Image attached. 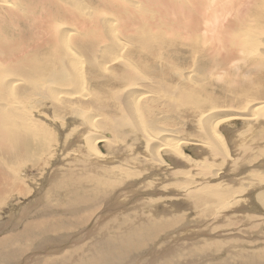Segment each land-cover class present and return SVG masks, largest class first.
Here are the masks:
<instances>
[{
	"label": "rangeland",
	"instance_id": "1",
	"mask_svg": "<svg viewBox=\"0 0 264 264\" xmlns=\"http://www.w3.org/2000/svg\"><path fill=\"white\" fill-rule=\"evenodd\" d=\"M7 1H10V0H7ZM43 1H45V0L39 1L41 4L38 3V0L37 1L36 0H32V1H30V0H17L16 2L18 4L14 3L12 1V3L14 4V8H15L14 11L19 10L18 9L19 6H20L19 8L22 9V10H19L17 13L12 11V12H14L12 14V12H11L10 16H11L12 20H11L10 16L7 15L6 12L4 13L3 10H0V14L2 15V16L0 15V17L2 18V19L0 18V28H1L0 29V34H1L0 38H2V39H0V51H3L5 53V55L0 54V56L4 57V58L13 57L14 55L18 56V58L22 56L21 58H19L17 60L18 64L20 65V67H18V70L16 69L17 67L14 66L15 67L14 68L12 66L10 68L11 72L9 69L6 68L7 72H10V73L7 74L6 72H4L6 74H3L2 71H5V68H4V70L1 68L2 71L0 73L2 75H4L5 79L6 78L9 79V80H7L8 83L11 80H13L14 78H16L18 75L19 79H21L20 84L24 81V83H22V84L27 87L28 84H30V82L27 81L25 83V81L27 79H25L26 77L24 78V75L25 76L27 75L28 77H29V75H32L33 80H39L40 78L48 77L52 73H54L55 65L58 64L57 61L61 60L62 57L65 56L66 54L67 55L65 56V58H67V59H65L63 57V59L61 61H65V62H63L65 67H67L70 62L73 63V64L70 63L71 64L70 66L72 68H74V69H72V72H71L73 74V76H74V74H76L75 76H78L80 70H82V72H83L84 69H82V68L84 66V57L85 56L80 55L76 51H74L75 49H73V46L70 42L72 40L71 37H73L72 36L73 33L68 32L69 30L73 29L72 27H74V28L76 27L75 24H79L80 22L72 20V19L69 20L67 17H65L64 12L60 9V7L58 5L59 1H60L59 3H64L66 6H68V8L71 9L70 12L73 15H75L76 17L84 18V16L85 17L87 16V15H85L86 13L89 16V12H90V15H94V14L96 15L95 25L99 24L98 26H99V28H101L95 32L97 34H100V36H99L100 39L98 37L96 43L99 44L98 42L100 40L101 44H99V45L102 46V42H103L105 44L103 46L105 48L107 46V48H108V49H105L103 47L104 49H102V47L100 46V48H99L100 52H97L98 53L97 54V58H98L97 60H98V62L100 61L99 62V65H100L99 69L100 70H97V74L102 75L103 73H105L106 75L103 74V76H107L108 70L113 72V73H117V74L119 73L118 69H112V67L115 66L113 61L112 62H109V61L113 58H117V57L121 58L122 56H126V54L128 53L127 50L126 49L125 50H119L116 45H118L117 44V43H119L118 41H120V43H122V42L125 43L126 41H130V40H128V39H130V37L126 35L125 37H123L125 39H123L120 32L117 31V30H119L116 27V24H118V22L116 23L115 19H116V16H118V14L115 15V12L110 7H104V6L101 7L100 4L98 2H96L95 0H93L94 2L92 0H88V1L87 0H54V6H50V7H48L49 3L45 4V2H43ZM139 1L140 2L142 1V2L139 4ZM150 1L151 0H149V2ZM169 1H170V4L173 5L176 0H169ZM152 2H154V1H152ZM8 3H10V2H8ZM96 3H98V4H96ZM126 3H127V5H126ZM150 3H148V0L147 1L146 0H134V1L133 0L132 1L120 0V2H118L117 4H119V6H121V7L124 6L125 8H128L129 10H131L130 13H133L134 17L139 19V26H136L137 27L136 30H143L144 29L143 26L145 25V23L148 22V24H150V21H156V18L165 19V17H166L162 13H160V12L158 13L156 11V9L153 10L154 7L150 6ZM31 5H33L32 6L33 8L31 7ZM43 5H45V6L41 9V7ZM24 6H25V8H24ZM28 6L31 8H29ZM92 6H94V7H92ZM146 6L147 7L150 6V8H147ZM75 7H77V8H75ZM23 8H24V11H23ZM46 8H47V11L45 10ZM88 8H89V10H88ZM256 8H257V10H259V8H264L263 4H258L254 8L253 13L255 12L256 19L263 20L261 22H262V24H264V13L255 11ZM90 9L92 11H90ZM42 10H43V12H41ZM219 10H220V8L217 7L215 9V12L217 13V12H219ZM21 11H22V13L20 15L19 13ZM76 11H78V12H76ZM84 11H85V14H84ZM24 12H26L27 15ZM2 13L6 14V15L4 16V14H2ZM15 13H16V18L13 19V16L15 15ZM29 13L31 14L30 16H29ZM44 13L45 14L47 13V15H45ZM52 13H53V16H52ZM24 14L26 16H24ZM48 15H50V16H48ZM233 16L234 15L229 14V16L221 18L220 22L226 23L229 20V18H231ZM17 17H18V19H17ZM23 17H25V19H28V20L30 19V21L26 20L27 21L26 22ZM44 17L45 18L48 17V19H45ZM4 18L7 21L9 20L8 21L9 23L6 22V20ZM19 18H22V19H19ZM16 19H17V21H16ZM31 19L33 21H31ZM1 20L5 21V22H1ZM10 20L13 22H10ZM42 20H43V22L45 20V23H47V22L49 24L51 23L50 25L47 23L49 25V27L47 24H46L47 26H45V23H42ZM97 20H100V21H98L100 23H98ZM112 21H114V22H112ZM20 22H21V24H20ZM25 22H26V24H24ZM29 22L33 26H31ZM34 22H35V26H37V28L34 26ZM36 22H38V23H36ZM103 22H107V23L104 24ZM10 23H13L14 25L10 24ZM17 23H18V25H17ZM250 23H253V22H246L244 24L248 25ZM103 26L106 27V29L109 27V34L105 33L106 30L105 31L102 30ZM38 27H40V28H38ZM115 27L117 30H116V33H113L111 30ZM41 28L43 30L40 31ZM49 28H50L51 32L49 31ZM78 29L81 30L80 27H78ZM5 31H6V33H5ZM10 31H12V32H10ZM35 31L37 32L38 37H36V35H37L36 33L33 34L34 36L32 35V33ZM45 31H48V32L45 33ZM38 32H40L41 34ZM153 32L155 34L151 38L147 37L146 32L142 33V34H134L131 37V42L134 43L135 45H137V47L139 49L146 52L147 58L153 62V66H154V68L151 72L149 70H147V69H150L151 67H153L152 62L145 60V58L143 60L144 56L141 57V60H143L142 62L147 64L146 66L144 65L145 67L141 66V65H140L141 67L140 66L138 67L139 68L138 69L139 77L140 76L142 77V79L141 78L139 79L138 83L139 82H143V83H140L138 85V87L140 86L138 89L139 91H137V92L133 91V92H136V94H138V93H140V90L146 89V90L152 91L156 95V97H153L155 95H153V96L151 95L148 97L146 96V99L144 97H142V100H141L142 104H140L141 108H142V106L143 107L145 106L146 109H148V108L154 109V107L157 106L155 108L156 111H155V109L153 110V113H155V115L151 114V115H149L150 117L147 116L145 119L146 123L152 121L150 123V125H148V123H147V125L149 126L148 129L150 132L155 133L157 131V129L159 128L158 129L160 131L159 133H161V137H163V138L168 137L169 135L172 136L171 135V133H172L173 136L168 137L169 139L170 138L171 139H173V138L178 139L179 136H180L179 138L181 139L183 136V139L192 140L191 141L192 143L186 144L184 146L186 148H184V149H186V151L192 152V148L195 147L194 153L196 154V156L199 157L201 154H203V155H201V158L200 157L199 158L202 159L203 161L205 160L206 162H208L212 165L213 160L217 159V157L210 154L209 151L207 150V148L202 147L201 146L202 144H199V142L197 140L196 141L198 143L193 140V139H199V138L203 139L204 135L208 136L206 133V130H205V126L203 124H199L200 123L199 121H201L200 120V113L201 112H195L194 114L189 115L187 113L184 114L183 113L184 109H183V110L178 112L179 114H177L175 112L177 114V115H175V113L168 112V110L164 111V108H166V109H168V108L164 104L161 96L158 97L159 95H161L163 93L162 91H164L162 89V87H160L161 89H159V85H161L162 82H163V84L167 85L166 88H170L171 90H173L172 92L175 95V94H177L176 93L177 91L178 92L181 91V88H178L179 86H177L178 83H179V85H181V83H182V79L178 74H181V73H182V75L186 74V75H188V77H190V75H191L192 79H193V74H194L193 72H195V70H193V64H192V62L190 63V61L192 60L193 62H197V61H195L196 58L194 57V59H193V57H192L190 60L189 57L187 56V54H184V52H183V55L185 56L184 60L182 59L181 56L178 57V55H175V54H173V56L167 54L166 50H165V52H162V54H161L160 48L157 47L155 42L163 40L165 38L158 35L156 33V30H153ZM49 33H52V34H49ZM112 33H113V35H112ZM194 33H200V32L196 31ZM62 34H65V36ZM84 34L85 33H82L81 35H84ZM104 34L108 35V36H106V38H108V39L105 38ZM101 36H102V38H105L107 40V43H105L106 42L105 39H104L105 41H103ZM29 37H31V38H29ZM68 37H69V39H68ZM250 37L251 36H250V34H248V29H247L245 45L247 42V45L251 48L252 44H250V42H249ZM3 38L6 40H4ZM109 41H110V43H109ZM70 44L72 47L69 46ZM65 45H67V47L69 46L68 48H71V49H68L67 47H65ZM128 46L129 47L131 46V49L133 50V45H131V43L128 42ZM246 48H247V46H246ZM65 49L66 50L68 49L70 51V53H68L69 51H66ZM62 50L65 53V55L62 52ZM128 50H130V49H128ZM73 51H74V53L71 54V52H73ZM137 53H138V51L136 49H134V51L129 53L131 55V56L130 55L129 56L131 57L132 61H134V60L136 62L139 61V60H137V56H139ZM59 54L62 55L61 58H60ZM68 55L70 57H72L69 60H68V58H69ZM106 55L109 56V60H108ZM134 55H135L136 59H134L135 58V57H133ZM158 55H160L161 58L157 60L156 57ZM76 56H78V57H76ZM57 57L59 58V60H57ZM104 57H105V59H104ZM26 59H28V60H26ZM74 59H75V61H74ZM185 59L186 60L188 59L189 61L186 62ZM28 61H30V62H28ZM25 62L26 63L28 62L27 63L28 65ZM78 62L82 66L81 69H76L77 66L79 65ZM147 62H149V63H147ZM74 63L75 64L77 63L76 66ZM66 64H67V66H66ZM101 64L103 66H101ZM164 64H166V65H164ZM238 64H240V65H238ZM236 65H238V66L245 65V68L243 69L244 72L241 73V75H245V76H248V74L251 75L252 70L255 68V73L253 74L254 76H251L253 78H250V79L253 81V83L255 82V84L257 86L255 85L252 88H250L249 85L251 84V82L246 81V82L242 83L241 85H239L238 90L235 88L236 90L233 91L232 88L229 90H228V88H225L227 90L226 91V90H224V88H216V85L227 86L229 77L223 76L221 78V76H219L217 78L214 75H211V82H210L211 86L206 87V85H205V87H202V86L198 85V84H200V81H201L198 78L199 76L202 75L201 72H197V74L194 75L195 81L194 80H192V81H194L198 84H195V83H192V84L196 85V87H199V88H206V93L208 95L212 94L214 100H215V98L217 99L216 102L219 103V105H216L218 103L215 102V107H217V111L223 110L222 112H226L228 110H231L232 112H237V111L241 110L242 112L245 113V112H247L246 107H248L250 105V103H256V102L264 101V96H263L264 88L261 89L262 87H264V78H263L264 77V54L257 55L253 52L252 56L251 55L247 56V59L245 62L233 61L231 63V67L227 69L228 73H232L231 70L234 69ZM28 66H30V68H32V69H30ZM70 66H68L66 68L68 71V74L70 73L69 72ZM104 66H106V67L104 68ZM172 66L173 67L175 66L174 69L172 68ZM101 67H103V69ZM148 67H150V68H148ZM20 68L22 70H20ZM25 68H29V69H26L27 71H25ZM13 69H14V71H15V69L17 71L14 72V71H12ZM37 69H38V72L36 71L37 73H34L35 70H37ZM164 69H165V71H164ZM170 70H172V71H170ZM238 70L239 69H237V71ZM148 71H149V73H148ZM27 72H29V73H27ZM176 72H178V73H176ZM72 74H71V76H72ZM6 75H7V77H6ZM9 75L12 78L9 77ZM20 75H22V76H20ZM232 75L235 78V82H239L241 80L240 78H238L241 75H235V74H232ZM68 76L70 77L71 80H69V77H66L69 84L65 88L59 87L53 81H52V84H48V82L45 83L43 80L38 83V85H40L41 83L46 84L47 86H45V88L46 87L49 89L52 88L54 93H56V94H53V96L55 98H57L55 95L58 94V95H60L59 99L57 98V99H55V101H53V100L49 101V98L45 99V98H41L38 96L34 97V93H32L30 90L31 93L29 92V94L27 95L28 97L24 98L25 104L23 103V104L19 105L22 108L25 106L24 109H26L27 111H30L31 109H33L32 110L33 112L30 114L33 116L34 120H37L35 117H38V120L40 121V119L42 120V116H44V117H46L45 122H48L47 118L50 115L51 116L53 115L52 119H50V120L54 121L57 126L54 127V126H50L51 124H48L50 126V127H48V129H51V130L49 131L50 135L46 134V136H50V137L48 139H46L45 151L35 153V150L31 149L30 155L33 156V158L31 156H28L23 161L16 160V162L12 166H9L8 164L0 162L1 170L4 172L5 171L8 172L10 170H12V172L13 171L16 172V173L13 172V174H14L13 180H15L17 183L22 184L25 188L23 195L20 192L14 191V192L8 194V196L5 198V200L2 199V201L0 203V238L4 237L5 236L4 234L8 233L10 228L15 229L18 226L20 227V225L22 223L24 225L26 222H35V221H40V220L42 221L44 218L49 219L50 218L49 216H51V214L54 215V219L52 220L53 222H59L60 220H62V221L64 220L63 221V222H65L64 226L60 230H62V231L66 230L65 237H63L64 236L63 233L60 234V230H56L55 232H52V230H50L48 232H43L42 234L34 231L31 233V235H29L28 237L25 238L26 240L23 239L24 241L21 238H18L17 240H15L17 246H22V249L20 251H23V250L29 248V246H30L29 249L20 253V255H19V251H18L16 254L15 260H14L13 254H12L14 252H12L10 254L12 260H9L5 257H0V263H2V264H22L23 263L24 264V262H25V264H29V262L32 261L31 264H37L38 262L42 263V262H40L39 258L42 259L44 257L45 261L50 260V263L48 262L49 264H57L56 262L55 263L52 262V259L54 261L55 258H56L55 259L56 261H59V262L64 261V263H61V264H92L93 260L97 261L101 257H105L104 264H138V263L139 264H248L250 261H254V260L257 261L256 264H264V213H262V212H264V209H262V207L260 209L257 202L252 199V198H255L254 197L255 194L257 196V199H260L259 195H261V196L264 195V193H263L264 192V163H263L264 162V154L263 155L260 154V151L264 150V124H259V122L264 123V118L258 119V118H256V115H254L255 117L251 119V118L244 116L243 118L242 117L237 118V119H234L233 121L231 119L230 120L228 119V121L223 120V123H221V125L228 130V133L230 130L229 143L225 142L226 153L224 152V157L222 156V158L220 159L221 161H224V162L222 163V165L221 164L218 165V168L220 167V169H221L220 175H223L222 176V178L224 179L223 182L227 183L230 180L228 178L229 176L231 178L230 181H232V182L237 181V179L240 180L243 177L241 180L244 182L249 178L248 180L250 182L247 180L248 182H245L246 184H251L253 181V182H256L254 187L256 185H257V187H255V188L253 186L251 188L248 187L247 190L243 194H240V197L237 201L238 204L230 207L227 211H219L220 212L219 213L215 209V211H213L214 213L209 215L210 217H208L206 215V216H203V218L206 217L205 219H203V218L198 217L199 212L197 210H194V212H188L185 208H182L183 211L186 210L185 211L186 213H185L183 211H180L179 208H177V207H180L179 204L181 203L180 197L178 196V193H177L178 189H179L178 186L180 185V182H179L180 177H178V176H180V175H174L173 173H174V171H176V169L178 170L180 168V165L179 166L173 165L174 166L173 167L172 165H170L171 163L169 164V162H167V160H165L164 155H161V159H162L161 162L153 159V157H151V155L153 156V154L151 152L152 146L149 145L150 147L148 146L149 148L147 151L145 146L141 145L142 143L146 142L145 138H142V136L140 134H139L140 136L138 135L136 127L134 125L132 126V128L136 131V134L138 136L135 134L132 135L131 133H129L131 128L125 127V126H122L125 128H122L119 126L123 130L122 129H121L122 131L120 130V132L122 134H117V130H115L111 125V119L109 117H107V115L111 116V114L109 112L105 111L104 113H101L102 115H104V117L102 115H100L102 117H100L99 115L97 116L98 111L95 110L94 108H97V106H99V105L100 106H106L107 108H112V109L118 108V106L116 105V102L111 101L110 96L106 95V94L109 90L121 89L123 87L118 85V84L112 85L111 87L106 85L107 87L106 86L105 87L107 89L104 88L105 89L104 90L103 88L102 89L100 88L101 84H99V86H97L98 83H97V85L94 83L89 84L90 81L87 80L84 83L82 82L83 85L80 84V86L75 88L76 84H74V86L72 87L70 85V83L75 81L77 77L75 78V76L74 77L72 76L74 79L72 81V77L70 76V74ZM171 76H173V77H171ZM22 77L24 79H22ZM218 79H219V81H218ZM221 79H223V80H221ZM164 81L166 83H164ZM86 82H87V84H86ZM145 82L148 84V86L144 85ZM151 82H154V83H151ZM4 83H6V80L4 81ZM22 84H21V86H23ZM42 84H41V86H42ZM63 84H66V81H64ZM88 84H89V86H88ZM189 84H191V83H189ZM154 85H155V87H154ZM165 85H163V86H165ZM29 87H30V85H29ZM42 87H44V86H42ZM151 87H153V88H151ZM256 87L260 88L261 91H263V94L260 95V98H257L259 96V94L257 92H259L260 89L258 90ZM62 88H64L65 90ZM177 88H178V90H177ZM2 89H3V92H2ZM14 90L16 91L15 88H13V89L12 88L11 89L1 88L0 89V92H2V95L0 94V104L2 106L8 101L16 102L17 101L16 98L18 100H20V98L17 97L18 95L16 94V92ZM70 90L71 91L72 90H77V91L80 90L79 95L85 94V93H91L90 95H92L91 96L92 99H89L91 97L82 99L81 96H79V95L74 97V98H69L68 96L61 93V92L65 93V92H68ZM106 90H107V92H106ZM160 90H162V91H160ZM92 91H93V93H92ZM9 92H10V94H9ZM255 93H256V95H255ZM251 94H254V95H251ZM245 95H246V97H245ZM201 97L203 98V97H205V95H201ZM219 97H220V99H218ZM156 98H157V100H156ZM159 99L162 101H160ZM241 99H242V101H241ZM146 100H148L149 103ZM253 100H255V101H253ZM249 101H251V102H249ZM19 102H22V101L20 100ZM58 102L59 103L60 102H63V103H70L71 102L70 104H76V105H78V107L82 106L81 108H83L87 112V115L85 114L84 116L83 115L76 116L75 114H71L68 112L65 113V112L59 111L62 108L55 110V107H57L59 105ZM162 102H163V104H162ZM177 102H178V95L176 98V103ZM239 102L241 104H246V103L248 104V102H249V104L242 106ZM230 103H233V104L231 105ZM22 105H24V106H22ZM30 106H32V107H30ZM161 106L162 107L165 106V107H163L162 110H160ZM230 106H232L233 108H229ZM20 107H18V108L20 109ZM185 108L189 109L188 106ZM1 110H4V109H1ZM180 112H182L183 115H181ZM190 112H193V111L190 110ZM0 114H3V112L0 111ZM71 115H72V117H71ZM60 116H62V118H60ZM74 116H75V118H73ZM163 116H165L167 118H165ZM63 117L64 118L67 117V118L64 119ZM107 118H109L108 121H107ZM53 119H55V120H53ZM72 120H74V121H72ZM90 120H93V121L90 122ZM170 120H172V121H170ZM254 120L257 122H255ZM75 121H77V122H75ZM78 121H80V122H78ZM103 121L105 123H103ZM145 121L143 119H140V121H139V119L137 120V122H142L144 124H145ZM205 121H207V120H205ZM92 122L95 124H93ZM100 123H101V125H99ZM151 124H153V126ZM8 125H9L8 123L5 124L6 127ZM199 125H200V127H199ZM202 125H203L202 128L204 129V131L201 128ZM107 126H109V127H107ZM140 126H141V124H140ZM57 127H59V129L57 131H61L62 132L61 134L56 131ZM81 127H82V129H81ZM96 127H98V128H96ZM119 127H118V129H119ZM154 127L157 129L155 130ZM88 128L94 130V135L95 134L100 135V136L103 135L104 137L109 139L108 143L106 144V147L107 148L109 147V149H107V150H109V151L113 150L114 151L117 149V152L112 151L111 158L112 157L113 158L111 160L112 161L114 160V162L111 163L110 158H109L108 162H110V163L106 162V164H107L106 165L105 161H107V160H105V159L103 160L102 158H99L98 154L95 155V149H93V148H92V150L90 149L93 153L89 150V148H91L92 146H90L88 142L90 140L92 141L93 133H91V130ZM148 129H147V131H148ZM173 129H175L176 131H174ZM79 131H82L84 133H80ZM124 131H126V132H124ZM200 132H202V133H200ZM85 133H87V134L85 135ZM148 133H146V134H148ZM182 134H184V135H182ZM82 135L84 136L83 137L84 139L82 138ZM124 135H126V136L124 137ZM131 135H132V138L134 140V142H132V143H131V141H133V140L130 138ZM46 136H45V138H46ZM136 137H139V138L137 139ZM143 137H145V136L143 135ZM230 138H231V140H230ZM139 139L141 140V142ZM64 140L66 142H64ZM35 142H36V140H35ZM199 145L203 149H201V147ZM65 146H66V149H65ZM117 146H119V147H117ZM63 147H64V150H63ZM98 147H99V145H98ZM102 147H103V149L106 148L103 145H102ZM198 148H200V149H198ZM99 149H100V147H99ZM204 149L206 150L207 154L202 151ZM133 150L136 152H133ZM98 152H101V151L99 150ZM184 152L185 151H183V153ZM186 153H188V152H185V154ZM245 153L247 156L245 155ZM209 154H210V157H209ZM235 154L236 155L238 154V155L236 156ZM84 155H86V156H84ZM116 155H118V156H116ZM211 155H212V158H211ZM226 155L230 159L226 158ZM123 156H124V158H123ZM119 157L120 158L122 157V158L120 159ZM126 157H128V158H126ZM208 159H210V160H208ZM231 160H232V162H231ZM151 161H153V162H151ZM229 162H230V164H228ZM94 163H96V164H94ZM154 163H155V165H154ZM183 163L185 164V162H183ZM162 164H164V165H162ZM241 164H242V166H239ZM214 165H216V163H214ZM244 165H246L248 167L244 168L243 167ZM101 166H104L103 168L108 169V170H110L109 167H111V171H112V168L115 169V170H113V172L117 171V175L121 177L120 178L121 180L118 182L119 184L117 183L118 185H115L116 187L114 186V189L109 188V187L107 188L106 187L107 185H104L103 188L99 186L98 192H102V194H103L104 191H106V192L108 191V193L96 201L97 193L94 191V187H89L91 184L86 183V182L84 183V179L87 176L93 177L94 179L99 178V177H103V176H99L97 174V173H99V171H100L99 168H101ZM231 166L234 167L233 168L234 171L233 170L231 171L232 173L229 171V169L230 170L232 169ZM177 167H179V168H177ZM183 167L181 165V168L187 169L186 166H183ZM174 168H176V169H174ZM238 168L239 169L242 168V169L238 170ZM117 169H119V170H117ZM118 171L122 174L120 175ZM228 171H229V174L231 173L232 175H229ZM237 171H238V173H237ZM124 172H126V173H124ZM170 173H172L171 176H170ZM56 175L60 179L59 182L63 181V185L68 188V195L69 196H67V194L65 193V192H67L65 187H63V188L59 187L57 190L52 189L53 187H55L58 184V179L55 180V177H57ZM62 175H66V176H64L62 178L61 177ZM225 175L228 177H225ZM2 176H3V174H2V172H0V178ZM247 176H249V177H247ZM260 177L263 178V179H261V181L259 180ZM68 178L71 179L70 182H72V183H68ZM222 178L217 177L215 179L217 181H220ZM213 179L211 178V182H209V183H213L215 181V179H214V181H213ZM107 181L109 183L112 182L111 179H109ZM116 181H117V179L114 181V183H116ZM232 182H228L230 184H228V183L227 184L233 186L235 183L232 184ZM205 183H207V182H205ZM91 186H93V185H91ZM233 187L236 188L237 187L236 184ZM83 190H84V192H86L84 195L85 198L92 196V199H86L88 201H86L84 204H81V205L73 204V201H74L73 197L82 196ZM249 192H250V194H249ZM102 194L99 193V195H102ZM64 197L66 199L70 198V200H67L68 204H67V202L65 203V201H61L62 198H64ZM3 200H4V202H3ZM250 200L253 201V203H254L253 206L250 205V202H251ZM162 201H163V203H162ZM78 202L80 203V201H76V203H78ZM94 202H96V204H94ZM173 202L178 206L176 207L175 204L173 205ZM176 202H178V203H176ZM64 203L67 206L66 205L64 206ZM182 206L187 207L188 205H185V203L183 202ZM60 207H62V208L60 209ZM84 207H85V209H84ZM82 212H83V214L84 213L87 214V212L92 213V216H90L87 220L85 219L84 222L82 221L83 222L82 224H81V222H79V220L77 221L78 222L77 223L74 219L76 217L75 215L82 214ZM221 212H222V214H221ZM226 212H228L227 215H226ZM46 213H49L50 215L48 216ZM218 213L220 215H218ZM178 215H180V216H178ZM59 216H61V218ZM177 216H178V218H176ZM67 217H69V218L67 219ZM177 219L178 220L180 219V220H179V223L176 224L175 222L177 221ZM67 220L72 222V224H70V226H68L69 224L67 223L68 222ZM93 220H95V221H93ZM85 221H87V222H85ZM74 222H76V224ZM73 223L75 225H73ZM166 223H167V225H166ZM23 225H22V227H23ZM153 226H155V227H153ZM226 226H227V228H226ZM151 228H153L152 231H151ZM20 232H22V229L18 230L16 235H13V236L17 237L20 234ZM39 235H41L43 237H40ZM206 236H208V237H206ZM222 241H224L226 244ZM215 242L219 243L220 246L217 247L214 251L213 250L208 251V249L203 250V247L205 246L203 244H206V243L209 244V243H215ZM195 244H196V246H195ZM200 244H202L203 246L202 245L200 246ZM72 247H73V249H72ZM75 248H78V252L77 251L74 252L75 255H77V254L85 255L86 259L83 261L78 259V258H71V259L69 258L68 260L67 259L64 260L65 251H66V253L68 252L67 254H70V253H73L71 251H74ZM119 248H120V250H119ZM125 248H126V250H125ZM196 248L202 249L203 251H199V250L196 251L197 250ZM117 250H119V251H117ZM120 251H122V252H120ZM191 251H193V252H191ZM205 251L206 252L208 251V252L206 253ZM212 251H213V253H212ZM112 255L115 257H113ZM253 255H255V257ZM23 258L27 259V260L25 261ZM4 261H7V262L5 263ZM149 261H152V263H150Z\"/></svg>",
	"mask_w": 264,
	"mask_h": 264
},
{
	"label": "bare ground",
	"instance_id": "2",
	"mask_svg": "<svg viewBox=\"0 0 264 264\" xmlns=\"http://www.w3.org/2000/svg\"><path fill=\"white\" fill-rule=\"evenodd\" d=\"M14 3H17L15 0H12ZM12 1H7V0H0V10H3L4 13L6 12L8 16H10L11 12L15 10L14 8V4L12 3ZM32 1V0H30ZM37 1V0H36ZM39 1H42V0H38V3H40ZM88 1V0H87ZM93 1V0H92ZM96 2H98L100 4L101 7H110L114 12H115V15L118 14V16H116V19H115V22L118 24H116V27L119 29L117 30L116 27L113 28L111 31L113 33H116V30L120 32L122 38L125 37L126 35L130 37V41H126L125 43L122 42L120 43V41H118L119 43H117L118 45L117 48L119 50H127V54L126 56H122L121 58H113L111 59L109 62H112L114 63V67H112V69H118L119 70V73H113L111 71L108 70V74L107 76H103V74L105 73H101L102 75H98L97 74V70H100V65H99V62H98V58H97V52H100L99 51V48L101 45L100 43V40H99V44H97V38L100 36V34H97L95 33L96 31H98V29H101L99 28V24L98 25H95V17L96 15H90V12H89V16L88 14L86 13L85 14V11H84V14L87 15L86 17L84 16V18H80V17H76L75 15H73L70 10L68 8V6H66L64 3H59L58 2V5L60 7V9L64 12V16L67 17L69 20L72 19V20H75V21H78L80 22L79 24H75L76 27H72L73 29L69 30L68 32L69 33H73V37H71V44L73 46V49H75L74 51H76L78 54L80 55H83L85 56L84 57V66L82 68L81 64L79 63V65L77 66L76 69H84L83 72L82 70H80L78 76H75L76 74H74L76 80L73 81V74L71 73L72 72V68L70 65L73 64V63H69L68 66L69 69H70V76L72 74V81L70 83V85L73 87L74 84H76L75 88H77L78 86H80V84H82V82L84 83L85 81H90L89 84L91 83H94L99 86V84H101L100 88L102 89H107L106 85L108 86H112V85H120L122 86L123 88L121 89H114V90H109L107 92L106 95H109L110 96V100L111 101H115L116 102V105L118 106V108L116 109H112V108H107L106 106H97V108H94L95 110L98 111L97 113V116L99 115H102L101 113H104L105 111L109 112L111 114V116L107 115V117H109L111 119V125L112 127L117 130V134H122L120 132V130L122 128H125V127H130L131 130L129 131V133H131L132 135L136 134V131L132 128V126L134 125L136 127V130H137V133L138 135L140 134L142 136V138H145V143H140L141 145H144L146 150L148 151V148L150 146H152V149H151V152L153 154V156L151 155V157H153V159L157 160V161H162L161 159V155H164L165 156V160H167V162H169L170 165H176V166H179L180 165V168L178 170L176 168V171H174V175H180L178 177H180V185L178 186L179 189H178V196L180 197V207H177L178 205H176L174 202H173V205L175 204L177 208H179L180 211H183L182 208H185L188 212H194V210H197L199 213H198V217L199 218H203V216H208L210 217L209 215H211L212 213H214L213 211H215V209L217 210V212L219 211H227L230 207L232 206H235L236 204H238V199L240 197V194H243L248 187H254V185L256 184V182H253L251 184H246L245 182H248L249 178L244 182L242 181L241 178L240 180L237 179V181H230L231 178L230 176H226L225 177H228L230 180L228 182H232L236 184V188L233 187L232 185H228L230 183H224V179L222 178L223 175H220L221 173V169L220 167L218 168V165L221 164L224 162V161H221L220 159L222 158V156L224 157V152L226 153V145H225V142L229 143V133H230V130H229V133H228V130L223 127L221 125V123H223V120L224 121H228V119L230 120H234V119H237V118H243L244 116L245 117H248V118H254L256 115V118L258 119H263L264 118V101H260V102H256V103H250V105L247 108V112H241L240 111H237V112H232L231 110H228L226 112H222V111H217V107H215V102H216V98L215 100L213 99V96L212 94L208 95L206 93V88H199V87H196V85H193L192 83H195V84H198L196 82H194V75L197 74V72H201V76H199V80L200 81V86L202 87H208V86H211L210 82H211V75H214L215 77H219L221 76V78L223 76H228L229 77V80H228V85L227 86H223V85H216V88H224V90H226L225 88H228L231 89L234 91V90H238V87L239 85H241L242 83L244 82H251V84L249 85L250 88H252L253 86H255V82L253 83V81L250 79V78H253L251 76H254L253 74L255 73V68L252 70V73L251 75L248 74V76H245V75H241V73L244 72V68H245V65L243 66H238L236 65L234 69L231 70L232 73H228L227 69L231 67V63L233 61H241V62H245L246 59H247V56L248 55H251L253 54V52L257 55L259 54H264V24H262L261 21L263 20H260V19H256V14L255 12L253 13L254 11V8L258 5V4H263L264 6V0H176L174 2L173 5L170 4V1L169 0H151L149 2L148 0V3H150V6H153V10L156 9V11L159 13H162L163 15H165V19H158L156 18V21H150V24L145 23V25L143 26V30H136V26H139V19L138 18H135L134 17V14L133 13H130L131 10H129L128 8H125L124 6L121 7L119 6V4H117L118 2H120V0H95ZM132 1V0H130ZM134 1V0H133ZM147 1V0H146ZM154 1V2H152ZM10 2V3H8ZM23 2V1H22ZM27 2V1H26ZM45 2V4H48L49 3V6H54V0H45L43 1ZM94 2V1H93ZM142 2V1H141ZM139 1V4L141 3ZM31 3V2H30ZM33 3V2H32ZM96 3V4H98ZM124 3V2H123ZM18 4V3H17ZM36 4V3H35ZM41 4V3H40ZM125 4V3H124ZM144 4V3H143ZM22 5V4H21ZM26 5V4H25ZM37 5V4H36ZM35 5V6H36ZM81 5V4H80ZM79 5V6H80ZM88 5V4H87ZM117 5V6H116ZM127 5V3H126ZM145 5V4H144ZM148 5V4H147ZM33 5H31L32 7ZM40 6V5H39ZM45 5H43L41 7V9L44 7ZM78 6V7H79ZM83 6V5H82ZM150 6H146L147 8H150ZM17 7V6H16ZM20 7V6H19ZM19 10H22L21 8H19ZM29 7V6H28ZM29 7V8H31ZM94 7V6H92ZM144 7V6H143ZM219 7L220 10L219 12H215V9ZM25 8V6H24ZM24 8H23V11H24ZM33 8V7H32ZM77 8V7H75ZM84 8V7H83ZM145 8V7H144ZM27 9V8H26ZM85 9V8H84ZM83 9V10H84ZM92 9V8H91ZM90 9V11H92ZM95 9V8H94ZM101 9V8H100ZM17 10V9H16ZM19 10L17 11H14V12H18ZM36 10V9H35ZM44 10V9H43ZM43 10L41 12H43ZM47 11V8L45 9ZM44 10V11H45ZM74 10V9H73ZM79 10V9H78ZM89 10V8H88ZM103 10V9H102ZM27 11V10H26ZM53 11V10H52ZM255 11L257 12H262L264 13V8H259V10H257V8L255 9ZM12 12V14L14 13ZM28 12V11H27ZM30 12V11H29ZM78 12V11H76ZM80 12V11H79ZM96 12V11H95ZM2 13V14H4ZM16 13H15V17L13 16V19L16 18ZM22 11L19 13L21 15ZM26 13V12H24ZM36 13V12H35ZM48 13V12H47ZM47 13L45 15H47ZM92 13V12H91ZM97 13V12H96ZM34 14V13H33ZM32 14V15H33ZM71 14V15H70ZM78 14V13H77ZM229 14L231 15H234L233 17L229 18V20L226 22V23H223V22H220L221 18L223 17H226V16H229ZM1 15V14H0ZM6 14H4L5 16ZM18 15V14H17ZM27 15V13H26ZM24 14V16H26ZM31 14L29 13V16ZM83 15V14H82ZM81 15V16H82ZM100 15V14H99ZM142 15V14H141ZM144 15V14H143ZM2 16V15H1ZM3 16V17H4ZM34 16V15H33ZM50 16V15H48ZM52 16H53V13H52ZM51 16V17H52ZM74 16V17H73ZM32 17V16H31ZM40 17V16H39ZM119 17V18H118ZM1 18V17H0ZM8 18V17H7ZM11 18V16H10ZM9 18V19H10ZM25 19V17H23ZM28 18V17H27ZM34 18V17H33ZM32 18V19H33ZM45 18V17H44ZM145 18V17H144ZM2 19V18H1ZM5 19V18H4ZM3 19V20H4ZM18 19V17H17ZM16 19V21H17ZM19 19H22V18H19ZM23 19V20H24ZM31 19V21H33ZM45 19H48V17H46ZM99 19V18H98ZM110 19V18H109ZM1 20V22H5ZM6 20V19H5ZM12 20V18H11ZM10 22H13L11 21ZM28 20V19H25V21ZM38 20V19H37ZM41 20V19H40ZM101 20V19H100ZM100 20H97L100 21ZM147 20V19H146ZM9 21V20H8ZM6 20V22H8ZM30 21V19L28 20ZM35 21V20H34ZM39 21V20H38ZM47 21V20H46ZM102 21V20H101ZM148 21V20H147ZM22 22V21H21ZM20 22V24H21ZM27 22V21H26ZM26 22L24 24H26ZM72 22V21H71ZM114 22V21H112ZM246 22H253V23H250L248 25H245L244 23ZM9 23V22H8ZM30 23V22H29ZM33 23V22H32ZM38 23V22H36ZM42 23H45V20L43 22L42 20ZM48 23V22H47ZM45 23V26H47L48 24ZM100 23V22H98ZM104 24L107 23V22H103ZM4 24V23H3ZM10 24H13V23H10ZM47 24V25H46ZM51 24V23H50ZM49 24V25H50ZM72 24V23H71ZM112 24V23H111ZM14 25V24H13ZM18 25V23H17ZM31 25V23H30ZM40 25V24H39ZM48 25V27H49ZM74 25V26H75ZM33 26V25H31ZM34 26H35V22H34ZM43 26V25H42ZM105 26V25H104ZM102 27V30L105 31V33L109 34V27L106 29V27ZM114 26V25H113ZM37 28V26H35ZM78 27L81 28V30L78 29ZM35 28V29H36ZM40 28V27H38ZM104 28V29H103ZM111 28V27H110ZM1 29V28H0ZM47 29V28H46ZM248 29V34H250V38H249V42L251 45V48L247 45V42H246V45H245V41H246V31ZM34 30V29H33ZM43 30L42 28L40 29V31ZM54 30V29H53ZM153 30H156V33L158 35H160L161 37H164L165 39L163 40H160V41H156V45L157 47L160 48V51H161V54L162 52H165L166 50V53L169 54V55H172L175 54V55H178V57H182V59L184 60L185 56L183 55V52L184 54H187V56L189 57V59L191 60V58L194 57L196 58L195 61L197 62H193L192 60L190 61V63L192 62L193 64V70H195V72H193V79H192V76L190 75V77H188V75L186 74H178L181 79H182V83L181 85H178L179 86L178 88H181V91L180 92H176L177 94H173V90H171L170 88H166L167 85L163 86L161 83V85H159V89H161L160 87H162V91L163 93L161 95H159L158 97L161 96V98L163 99V102L164 104L166 105V108H164V111L168 110V112H171V113H177L179 114L178 112L183 110V113H187V114H194L195 112H201L200 113V120L199 121L200 123L199 124H203L205 126V130H206V133L208 136L204 135V138L203 139H193L195 142H199V144H202L201 146L202 147H206L207 150L209 151L210 154L214 155L215 157H217V159L213 160V163L212 165L208 162H206L205 160L203 161L201 158V155L203 154H199L198 156L200 157H197L196 154L194 153L195 150L193 147L192 148V152H189V151H186V147H184L186 144L188 143H192L190 139H183V136L182 138L180 139L178 137V139H169L168 137H172L173 134L171 133L172 136H169L168 137H161V133H159L160 131L155 128V130L157 129V131L155 133H152L149 131L148 129V125H150V122H147L145 121L146 117H150L149 115L151 114H154L153 113V110L157 107H154L153 108H148L146 109L145 106L142 108L140 107L142 104L141 100H142V97H144L146 99V96H153L155 95V93H153L152 91L150 90H140V93L136 94L137 91H139V87L138 85L140 83H143V82H139V79L142 77L140 76L139 77V74H138V67L141 65V66H146L147 64L142 62L145 58V60L147 61H150L152 62L151 60H149L147 58V54L145 51L139 49L137 47V45H135L134 43L131 42V37L132 35L134 34H142V33H145L146 32V35L148 38H151L155 33L153 32ZM13 31V30H12ZM10 31V32H12ZM19 31V30H18ZM17 31V32H18ZM37 31V30H36ZM33 32V34H37V32ZM49 31L51 32L50 28H49ZM108 31V32H107ZM196 31H199L200 33H194ZM16 32V31H15ZM43 32V31H42ZM48 32V31H45V33ZM6 33V31H5ZM40 33V32H38ZM65 33V32H64ZM82 33H85L84 35H81ZM104 33V32H103ZM111 33V32H110ZM112 33V35H113ZM10 34V33H9ZM41 34V33H40ZM44 34V33H43ZM49 34H52V33H49ZM125 34V35H124ZM1 35V34H0ZM65 36V34H62ZM69 35V34H68ZM81 35V36H80ZM105 35V34H104ZM116 35V34H115ZM5 36V35H4ZM12 36V35H11ZM31 36V35H30ZM34 36V35H33ZM63 36V37H64ZM70 36V35H69ZM106 36L108 35H105V38ZM32 37V36H31ZM29 37V38H31ZM36 37H38V34L36 35ZM35 37V38H36ZM51 37V36H50ZM33 38V37H32ZM102 38V36H101ZM102 38L103 41H105L106 39L108 38ZM2 39V38H0ZM4 39V38H3ZM62 39V38H61ZM64 39V38H63ZM67 39V38H66ZM69 39V37H68ZM100 39V37H99ZM105 39V40H104ZM125 39V38H123ZM6 40V39H4ZM33 40V39H32ZM35 41V40H34ZM54 41V40H53ZM62 41V40H61ZM102 41V40H101ZM36 42V41H35ZM63 42V41H62ZM65 42V41H64ZM69 42V41H68ZM128 42L131 43V45H133V50L131 49V46L129 47L128 46ZM37 43V42H36ZM66 43V42H65ZM64 43V44H65ZM107 43V40L106 42ZM110 43V41H109ZM124 43V44H123ZM196 43V44H195ZM199 45H198V44ZM71 44L69 45L70 47ZM180 44V45H179ZM105 45L103 42H102V49H104L105 47L103 46ZM68 46V47H69ZM247 46V48H246ZM64 47V46H63ZM65 47H67V45H65ZM67 47V48H68ZM104 47V48H103ZM113 48V47H112ZM68 49H71V48H68ZM66 50V51H69V50ZM72 49V50H73ZM105 49H108L107 46ZM116 49V48H115ZM130 49V50H128ZM134 49H136L138 51V55L137 56V60H139L138 62H136L134 59H136L135 55L133 57H135L132 61L131 59V55L129 53H131L132 51H134ZM113 50V49H112ZM71 52L72 53H74ZM63 52V50H62ZM122 52V51H121ZM64 53V52H63ZM70 53V51L68 52ZM105 53V52H104ZM109 53V52H108ZM0 54L1 55H5V53L3 51H0ZM122 54V53H121ZM60 55V54H59ZM65 55V53H64ZM67 55V54H66ZM65 55V56H66ZM130 55V56H129ZM174 55V56H175ZM65 56H63L65 58ZM69 56V55H68ZM72 56V55H71ZM79 56V55H78ZM76 56V57H78ZM82 56V57H83ZM107 56V55H106ZM105 56V57H106ZM116 56V55H115ZM143 57V60H141V57ZM22 57V56H21ZM19 57V58H21ZM62 57V55H60V58ZM62 57V59H63ZM81 57V56H80ZM104 57V59H105ZM18 56L14 55L13 57H9V58H4V57H1L0 56V72L2 71V69L4 70L5 68V71H2L3 74H8L11 72L10 68L13 66L17 67L16 69L18 70V67H20V65L18 64ZM72 57L69 56L68 60L71 59ZM108 60H109V56H107ZM106 58V59H107ZM160 55H158L156 57V59H160ZM176 58V57H175ZM23 59V58H22ZM61 59V60H62ZM67 59V58H65ZM28 60V59H26ZM57 60H59V58L57 57ZM57 61V65H55V71L54 73H52L50 76L48 77H45V78H40L39 80H33L32 79V75H29V77L26 75H24V78L27 79L25 81V83L27 81L30 82V84H28V86L26 87L25 85H23L22 83H24V81L21 83L23 86H21L20 84V81L21 79H19L18 75L16 78H14L13 80H11L9 83L7 80H9L8 78L5 79L4 75H2L0 73V89L1 88H8V89H13L15 88L16 89V95L17 97L20 98V100L22 102H19L20 100H18L16 98V102L14 101H8L6 102L3 106L0 104V111L3 112V114H0V162L2 163H5V164H8L9 166H12L16 160H20V161H23L25 160L28 156H31L30 155V152H31V149H34L35 150V153L37 152H43L45 151V144H46V139H48L50 136H46V134H49V131L51 129H48V127L50 126H57L56 123L54 121H51L50 119H52V116L50 115L47 119H48V122H45L46 120V117L42 116V120L40 119V121L38 120V117H35L37 120H34L33 116L30 114L32 113L33 109H31L30 111H27L24 106L23 108L20 107L19 105L20 104H25V97H28L27 95L29 94L30 90L32 93H34V97L35 96H38V97H41V98H49V101L53 100L55 101V99H59L60 98V95H55L57 98H55L53 96V94H56L54 93L53 89L52 88H45V86H47L46 84H42V87L41 84L38 85V83L40 81H44L45 83L48 82V84H52V81L57 84L59 87H67V85L69 84L68 80L66 77H69L68 75V71H67V64L65 67L63 62L65 61ZM186 60V59H185ZM75 61V59H74ZM103 61V60H102ZM189 61L188 59L186 60V62ZM30 62V61H28ZM27 62V63H28ZM68 62V61H67ZM82 62V61H81ZM26 63V62H25ZM26 63V64H27ZM149 63V62H147ZM75 64V63H74ZM77 64V63H76ZM75 64V66H76ZM108 64V63H107ZM106 64V65H107ZM117 64V65H116ZM28 65V64H27ZM110 65V64H109ZM149 65V64H148ZM166 65V64H164ZM101 66H103L101 64ZM140 66V67H141ZM144 66V67H145ZM152 66H153V62H152ZM14 67V68H15ZM27 67V66H26ZM30 68V66H28ZM106 66H104L105 68ZM108 67V66H107ZM143 67V68H144ZM175 67V66H174ZM174 67L172 66V68L174 69ZM2 68V69H1ZM10 70V72H7V69ZM22 68V67H21ZM20 68V70H22ZM29 68H25V71H27L26 69H29ZM103 69V67H101ZM150 68V67H148ZM154 66L151 67L150 69H147L149 70L150 72L153 70ZM170 68V67H169ZM14 69L12 71L16 72L17 70ZM32 69V68H30ZM172 69V70H173ZM237 69H239L237 71ZM105 70V69H104ZM144 70V69H143ZM146 70V71H147ZM170 70V71H172ZM192 70V71H193ZM32 71V70H31ZM38 72V69L35 70L34 73H37ZM106 71V70H105ZM148 71V73H149ZM165 71V69H164ZM176 71V70H175ZM183 71V70H182ZM6 72V73H4ZM74 72V71H73ZM100 72V71H99ZM174 72V71H173ZM29 73V72H27ZM33 73V72H32ZM81 73V74H80ZM83 73V74H82ZM143 73V72H142ZM170 73V72H169ZM178 73V72H176ZM21 74V73H20ZM167 74V73H166ZM232 74H235V75H241L239 76L238 78H240L241 80L239 82H235V78L233 77ZM16 75V74H15ZM14 75V76H15ZM106 75V74H105ZM147 75V74H146ZM168 75V74H167ZM182 75V76H181ZM22 76V75H20ZM7 77V75H6ZM9 77H11L9 75ZM173 77V76H171ZM12 78V77H11ZM10 78V79H11ZM22 77V79H24ZM147 78V77H146ZM145 78V79H146ZM264 78V77H263ZM258 79V78H257ZM256 79V80H257ZM6 80V83H4V81ZM69 80L70 77H69ZM148 80V79H147ZM194 80V81H192ZM213 80V79H212ZM223 80V79H221ZM254 80V79H253ZM66 81V84H63V82ZM219 81V79H218ZM214 82V81H213ZM222 82V81H221ZM227 82V81H226ZM53 83V84H54ZM151 83H154V82H151ZM164 83H166L164 81ZM191 83V84H189ZM238 83V84H237ZM87 84V82H86ZM88 84V86H89ZM216 84V83H215ZM30 85V87H29ZM83 85V84H82ZM145 86H148V84L145 82L144 83ZM263 85V84H262ZM50 86V85H49ZM86 86V85H85ZM95 86V85H94ZM106 86V87H105ZM143 86V85H142ZM257 86V85H256ZM260 86V85H259ZM258 86V87H259ZM83 87V86H82ZM138 87V88H137ZM155 87V85H154ZM214 87V86H213ZM62 88V89H64ZM71 88V87H70ZM109 88V87H108ZM149 88V87H148ZM147 88V89H148ZM153 88V87H151ZM177 88V90H178ZM236 88V89H235ZM257 88V87H256ZM264 87H262L261 89H263ZM61 89V88H60ZM104 89V90H105ZM111 89V88H110ZM158 89V88H157ZM158 89V90H159ZM258 90L260 88H257ZM260 91L257 92L259 94V96L257 98H260V95L263 94V91ZM7 90V89H6ZM5 90V91H6ZM65 90V89H64ZM100 90V89H99ZM155 90V89H154ZM80 91V90H79ZM79 91L77 90H70L68 92H61L62 94L68 96L69 98H74L76 96L79 95ZM133 91H136V92H133ZM227 91V90H226ZM225 91V92H226ZM2 92H3V89H2ZM2 92H0V94L2 95ZM30 92V93H31ZM157 92V91H156ZM81 93V92H80ZM93 93V91H92ZM221 93V92H220ZM254 93V92H253ZM10 94V92H9ZM91 93H85V94H80L79 96H81V98L85 99V98H89L91 97L92 95H90ZM4 95V94H3ZM6 95V94H5ZM177 95H178V102L176 103V98H177ZM201 95H205V97H201ZM224 95V94H223ZM226 95V94H225ZM251 95H254V94H251ZM256 95V93H255ZM102 96V95H101ZM100 96V97H101ZM244 96V95H243ZM264 96V94H263ZM8 97V96H7ZM153 97H156L153 96ZM157 97V98H158ZM246 97V95H245ZM262 97V96H261ZM156 98V100H157ZM192 98V99H191ZM224 98V97H223ZM254 98V97H253ZM31 99V98H30ZM34 99V98H33ZM89 99H92L89 98ZM148 99V98H147ZM153 99V98H152ZM220 99V97L218 98ZM240 99V98H239ZM247 99V98H246ZM256 99V98H255ZM15 100V99H14ZM28 100V99H27ZM160 100V99H159ZM40 101V100H39ZM87 101V100H86ZM148 102V100H146ZM150 101V100H149ZM154 101V100H153ZM162 101V100H160ZM221 101V100H220ZM240 101V100H239ZM242 101V99H241ZM247 101V100H246ZM255 101V100H253ZM257 101V100H256ZM35 102V101H34ZM85 102V101H84ZM141 102V103H140ZM162 102V104H163ZM251 102V101H249ZM248 102V104H249ZM46 103V102H45ZM59 103V102H58ZM71 103V102H70ZM70 103H63V102H60L59 105L57 107H55V110L57 109H60L59 111H62V112H65V113H71V114H75L76 116H80V115H87V112L81 108L80 106L78 107V105L76 104H70ZM149 103V102H148ZM159 103V102H158ZM218 103V102H216ZM240 103V102H239ZM36 104V103H35ZM97 104V103H96ZM95 104V105H96ZM161 104V103H160ZM231 105L233 103H230ZM241 104V103H240ZM247 104V103H246ZM246 104H241L242 106L246 105ZM247 104V105H248ZM27 105V104H26ZM33 105V104H32ZM153 105V104H152ZM151 105V106H152ZM216 105H219L216 104ZM240 105V106H241ZM85 106V105H84ZM88 106V105H87ZM94 106V105H93ZM150 106V105H149ZM192 110L193 112H190L189 109H186L185 107H187ZM239 106V105H238ZM20 107V109L18 108ZM32 107V106H30ZM38 107V106H37ZM51 107V106H50ZM91 107V106H90ZM165 107V106H163ZM162 106L160 107L162 110L163 108ZM47 108V107H46ZM229 108H233L232 106H230ZM239 108V107H238ZM243 108V107H242ZM245 108V107H244ZM1 109H4V110H1ZM44 109V108H43ZM159 109V108H158ZM240 109V108H239ZM91 110V109H90ZM221 110V109H220ZM225 110V109H224ZM156 111V109H155ZM163 111V112H164ZM236 111V110H235ZM55 112V111H54ZM206 112V113H205ZM162 113V112H161ZM175 113V115H177ZM181 115L182 112H180ZM53 114V113H52ZM169 114V113H168ZM197 114V113H196ZM57 115V114H56ZM55 115V116H56ZM90 116V115H89ZM95 116V115H94ZM104 117V115H102ZM100 116V117H102ZM167 116V115H166ZM185 116V115H184ZM187 116V115H186ZM196 116V115H195ZM194 116V117H195ZM72 117V115H71ZM165 117V116H163ZM60 118H62V116H60ZM64 118V117H63ZM67 118V117H66ZM64 118V119H66ZM75 118V116L73 117ZM83 118V117H82ZM87 118V117H86ZM107 118V121L108 119ZM155 118V117H154ZM167 118V117H165ZM177 118V117H176ZM181 118V117H180ZM139 119H143L145 121V124L142 123V122H137V120ZM182 119V118H181ZM199 119V118H198ZM197 119V120H198ZM50 120V121H49ZM55 120V119H53ZM166 120V119H165ZM190 120V119H189ZM207 120V121H205ZM74 121V120H72ZM93 121V120H90V122ZM156 121V120H155ZM172 121V120H170ZM181 121V120H180ZM247 121V120H246ZM253 121V120H252ZM255 121V120H254ZM71 122V121H70ZM77 122V121H75ZM80 122V121H78ZM190 122V121H189ZM230 122V121H229ZM257 122V121H255ZM259 122V121H258ZM9 124L7 127L5 126V124ZM67 123V122H66ZM93 123V122H92ZM103 123H105L103 121ZM108 123V122H107ZM158 123V122H157ZM173 123V122H172ZM181 123V122H180ZM198 123V122H197ZM227 123V122H226ZM48 124H51L50 126ZM95 124V123H93ZM92 124V125H93ZM143 127H141L140 126ZM168 124V123H167ZM194 124V123H193ZM225 124V123H224ZM255 124V123H254ZM259 124H264V123H260ZM91 125V124H90ZM98 125V124H97ZM101 125V123L99 124ZM98 125V126H99ZM105 125V124H104ZM108 125V124H107ZM153 126V124H151ZM156 125V124H155ZM164 125V124H163ZM203 125L201 126V128L203 127ZM103 126V125H102ZM122 126H125V127H120ZM167 126V125H166ZM244 126V125H243ZM255 126V125H254ZM109 127V126H107ZM119 127V129H118ZM189 127V126H188ZM200 127V125H199ZM257 127V126H256ZM93 128V127H92ZM98 128V127H96ZM59 129V127H57L56 131ZM82 129V127H81ZM90 129V128H88ZM148 129V131H147ZM164 129V128H163ZM167 129V128H166ZM179 129V128H178ZM185 129V128H184ZM203 129V128H202ZM201 129V130H202ZM255 129V128H254ZM62 130V129H61ZM86 130V129H85ZM91 130V133H93V139L92 141L90 140L88 143L90 146H92L91 148H89V150L92 148L95 149V155L98 154V157L99 158H102L103 160H107L105 161V164L106 162L107 163H112L114 162V160L112 161L111 159V156H112V151H109L107 149H109V147L107 148L106 147V144L108 143V138L104 137L103 135H94V130L93 129H90ZM123 130V129H122ZM121 130V131H122ZM126 130V129H125ZM129 130V129H128ZM134 130V131H133ZM161 130V129H160ZM174 131H176L175 129H173ZM232 130V129H231ZM63 131V130H62ZM101 131V130H100ZM127 131V130H126ZM124 131V132H126ZM153 131V130H152ZM163 131V130H162ZM161 131V132H162ZM172 131V130H171ZM192 131V130H191ZM204 131V129H203ZM59 132L60 134L62 133L61 131H57ZM80 133H84L82 131H79ZM149 132V133H148ZM165 132V131H164ZM71 133V132H70ZM102 133V132H101ZM148 133V134H146ZM193 133V132H192ZM202 133V132H200ZM232 133V132H231ZM257 133V132H256ZM87 133H85L86 135ZM124 134V133H123ZM127 134V133H126ZM223 134V135H222ZM250 134V133H249ZM80 135V134H79ZM84 135V134H83ZM82 135V138L84 137ZM132 135H131V139L133 140L132 138ZM134 135V136H135ZM137 135V136H138ZM139 135V136H140ZM143 135L145 137H143ZM184 135V134H182ZM46 136V138H45ZM63 136V135H62ZM61 136V137H62ZM70 136V135H69ZM88 136V135H87ZM90 136V135H89ZM126 135H124L125 137ZM128 136V135H127ZM200 136V135H199ZM206 136V137H205ZM236 136V135H235ZM250 136V135H249ZM65 137V136H64ZM79 137V136H78ZM86 137V136H85ZM108 137V136H107ZM241 137V136H240ZM127 138V137H126ZM137 139L139 137H136ZM135 138V139H136ZM235 138V137H234ZM36 142H35V140ZM73 139V138H72ZM75 139V138H74ZM84 139V138H83ZM119 140V139H118ZM140 140V139H139ZM197 140V141H196ZM231 140V138H230ZM242 140V139H241ZM247 140V139H246ZM113 141V140H112ZM126 141V140H125ZM143 141V140H142ZM64 142H66L64 140ZM134 142L131 141V143ZM136 142V141H135ZM141 142V140H140ZM197 142V143H198ZM242 142V141H241ZM104 143V144H103ZM130 143V142H129ZM139 143V142H138ZM86 144V143H85ZM135 144V143H134ZM194 144V143H193ZM58 145V144H57ZM100 149H99V147ZM103 146H105L106 148L103 149ZM150 145V146H149ZM204 145V146H203ZM231 145V144H230ZM248 145V144H247ZM63 146V145H62ZM149 146V147H148ZM200 146V145H199ZM200 146V147H201ZM241 146V145H240ZM60 147V146H59ZM58 147V148H59ZM119 147V146H117ZM201 147V149H203ZM238 147V146H237ZM62 148V147H61ZM128 148V147H127ZM133 148V147H132ZM205 148V149H206ZM232 148V147H231ZM241 148V147H240ZM245 148V147H244ZM60 149V148H59ZM65 149H66V146H65ZM88 149V148H87ZM101 152H98L99 150ZM115 149V148H114ZM121 149V148H120ZM200 149V148H198ZM197 149V150H198ZM204 149V150H205ZM233 149V148H232ZM237 149V148H236ZM63 150H64V147H63ZM86 150V149H85ZM90 150V151H91ZM127 150V149H126ZM202 150L204 153H206V150L204 151ZM250 150V149H249ZM87 151V150H86ZM85 151V152H86ZM123 151V150H122ZM140 151V150H139ZM183 151L185 152H188L185 154V152L183 153ZM63 152V151H62ZM92 152V151H91ZM113 152H117V149L114 150ZM133 152H136L133 150ZM228 152V151H227ZM233 152V151H232ZM256 152V151H255ZM74 153V152H73ZM93 153V152H92ZM129 153V152H128ZM132 153V152H131ZM199 153V152H198ZM202 153V152H201ZM60 154V153H59ZM91 154V153H90ZM115 154V153H114ZM113 154V155H114ZM122 154V153H121ZM120 154V155H121ZM207 154V153H206ZM210 154H209V157H210ZM242 154V153H241ZM260 154L263 155L264 154V150L260 151ZM144 155V154H143ZM212 155H211V158H212ZM228 155V154H227ZM226 155V158H229L227 157ZM236 155V154H235ZM238 155V154H237ZM236 155V156H237ZM246 155V153H245ZM86 156V155H84ZM118 156V155H116ZM242 156V155H241ZM247 156V155H246ZM33 158V156H31ZM90 157V156H89ZM203 157V156H202ZM206 157V156H205ZM231 157V156H230ZM109 158H110V162L109 161ZM120 158V157H119ZM122 158V157H121ZM120 158V159H121ZM124 158V156H123ZM128 158V157H126ZM207 158V157H206ZM214 158V157H213ZM247 158V157H246ZM98 159V158H97ZM230 159V158H229ZM236 159V158H235ZM129 160V159H128ZM183 160V161H182ZM210 160V159H208ZM226 160V159H225ZM94 161V160H93ZM99 161V160H98ZM123 161V160H122ZM228 161V160H227ZM230 161V160H229ZM153 162V161H151ZM185 162V164L183 163ZM210 162V161H209ZM232 162V160H231ZM117 163V162H116ZM147 163V162H146ZM214 163H216V165H214ZM237 163V162H236ZM264 163V162H263ZM92 164V163H91ZM96 164V163H94ZM102 164V163H101ZM122 164V163H121ZM168 164V163H167ZM230 164V162L228 163ZM239 164V163H238ZM107 165V164H106ZM105 165V166H106ZM119 165V164H118ZM124 165V164H123ZM132 165V164H131ZM155 165V163H154ZM164 165V164H162ZM181 165L182 167L183 166H186L187 169H183L181 168ZM235 165V164H234ZM169 166V165H168ZM175 166V167H176ZM236 166V165H235ZM239 166H242L239 165ZM104 166H101V168H99V173H97L99 176H103V177H99V178H96L94 179L93 177H85L84 179V183H90L91 185L93 186H89V187H94V191L97 193V199H100L102 198V196H105L108 191H104L103 194L102 192H98L99 190V186L103 188L104 185H107L106 187L108 188H112L114 189V186L115 185H118L119 181L121 180L120 176L117 175V171L113 172V169L112 168V171H111V167H109L110 170L108 169H104L103 168ZM174 167V166H173ZM244 168L248 167L246 165L243 166ZM242 167V168H243ZM106 168V167H105ZM231 170L229 169V171L231 172L232 170L234 171V167L231 166ZM240 168V169H242ZM128 169V168H127ZM238 168V170H240ZM119 170V169H117ZM226 171V170H225ZM229 171H228V174H229ZM236 171V170H235ZM0 172H2L3 176L0 178V203L2 201V199L5 200V198L8 196V194L14 192V191H17V192H20L22 195L24 194V191H25V188L22 184L20 183H17L15 180H13L14 178V174L12 172V170L10 171H2L1 170V167H0ZM119 172V171H118ZM128 172V171H127ZM172 172V171H171ZM224 172V171H223ZM16 173V172H14ZM66 173V172H65ZM126 173V172H124ZM166 173V172H165ZM227 173V172H226ZM232 173V172H231ZM229 174V175H232V174ZM235 173V172H234ZM238 173V171H237ZM251 173V172H250ZM119 174L121 175L122 173L119 172ZM172 173H170V176H171ZM227 174V175H228ZM241 174V173H240ZM125 175V174H124ZM237 175V174H236ZM57 176V175H56ZM64 176L66 175H62L61 177L63 178ZM72 176V175H71ZM74 176V175H73ZM217 177H220L222 178L220 181H217L215 178ZM249 177V176H247ZM246 177V178H247ZM22 178V177H21ZM107 178V179H106ZM111 179L112 182H108L107 180ZM211 178L213 179V183H209L211 182ZM51 179V178H50ZM58 179V184L53 187L52 189L54 190H57L59 187L63 188L65 187L63 185V181H60L59 182V177H55V180ZM117 179L116 183H114V181ZM175 179V178H174ZM178 179V178H177ZM226 179V178H225ZM261 179H263L262 177L259 178V180L261 181ZM71 179L68 178V183H72L70 182ZM179 180V179H178ZM219 180V179H218ZM226 181V180H225ZM263 181V180H262ZM51 182V181H50ZM207 182V183H205ZM223 182V183H222ZM250 182V181H249ZM46 183V182H45ZM118 183V184H117ZM157 183V182H156ZM56 184V183H55ZM158 184V183H157ZM87 185V184H86ZM146 185V184H145ZM261 186V185H260ZM116 187V186H115ZM257 187V185L255 186ZM254 187V188H255ZM41 189V188H40ZM66 191L65 192L68 195V188L65 187ZM253 189V188H252ZM90 190V189H89ZM251 191V190H250ZM94 192V193H95ZM163 192V191H162ZM167 192V191H166ZM172 192V191H171ZM253 192V191H252ZM85 193L84 190H83V195L80 196V197H73L74 198V201H73V204H77V205H81V204H84L86 201V199H92V196H89L88 198H85ZM90 193V192H89ZM99 193H101L102 195H99ZM176 193V192H175ZM176 193V194H177ZM264 193V192H263ZM250 194V192H249ZM175 196V195H174ZM259 195V198L260 199H257V196L256 194L254 195L255 198H252L253 200H255L257 202V204L259 205L260 209L262 207V209H264V195L261 196ZM175 198V197H174ZM59 199V198H58ZM62 198L61 201H65V203L67 202V200H70L69 199H66ZM178 199V198H177ZM3 200V202H4ZM155 200V199H154ZM11 201V200H10ZM76 201H80V203H76ZM250 205L253 206L254 203L252 200H250ZM254 201V202H255ZM2 202V203H3ZM183 202L185 203V205H188L187 207H183ZM255 202V203H256ZM64 203V206L66 205ZM163 203V201H162ZM168 203V202H167ZM178 203V202H176ZM68 204V202H67ZM94 204H96V202H94ZM67 206V205H66ZM97 206V205H96ZM157 207V206H156ZM62 207H60L61 209ZM52 209V208H51ZM85 209V207H84ZM87 210V209H86ZM90 210V209H89ZM185 210V211H186ZM175 211V210H174ZM183 211V212H185ZM78 212V211H77ZM91 212V211H90ZM262 212V211H261ZM59 213V212H58ZM186 213V212H185ZM220 213V212H219ZM218 213V215H220ZM228 212H226V215H227ZM264 213V212H262ZM48 216L50 215L49 213H46ZM175 214V213H174ZM182 214V213H181ZM184 214V213H183ZM222 214V212H221ZM59 215V214H58ZM176 215V214H175ZM217 215V214H216ZM76 217L74 218L75 221L77 222L79 220V222H81V224L84 222V220L88 219L90 216H92V213H84L82 212V214H77L75 215ZM180 216V215H178ZM178 216L176 218H178ZM222 216V215H221ZM224 216V215H223ZM50 218L49 219H43L42 221H35V222H26L24 225L23 223L20 225V227L18 226L17 228L15 229H11L9 230V234L6 233L4 234L2 238H0V257H5L9 260H12L11 258V253L13 254L14 256V260L16 258V254L17 252L19 251V255L20 253L24 252L25 250L29 249H25L23 251H20L22 249V246H17L15 240H17L18 238H21L22 240L25 239L26 237H28L29 235H31L32 232H39V233H43V232H48L50 230H52V232H55L56 230H60L63 226H64V223L62 220H60L59 222H53L52 220L54 219V215L51 214V216H49ZM58 217V216H57ZM61 218V216H59ZM66 217V216H65ZM71 217V216H70ZM105 217V216H104ZM213 217V216H212ZM64 218V217H63ZM69 217H67L68 219ZM72 218V217H71ZM70 218V219H71ZM206 217H204L203 219H205ZM20 220V219H19ZM18 220V221H19ZM73 220V219H72ZM180 220V219H179ZM179 220L177 219V221L175 222L176 224L179 223ZM199 220V219H198ZM52 221V222H51ZM56 221V220H55ZM68 222V226H70V224H72L71 221L67 220ZM83 221V222H82ZM95 221V220H93ZM222 221V220H221ZM76 222H74L76 224ZM87 222V221H85ZM73 223V225H75ZM78 223V222H77ZM97 223V222H96ZM222 224V223H221ZM23 225V227H22ZM167 225V223H166ZM225 225V224H224ZM12 227V226H11ZM22 227V228H21ZM155 227V226H153ZM19 228V229H18ZM227 228V226H226ZM22 229V232H20V234L15 237L13 235H16L17 231L18 230H21ZM68 230V229H67ZM153 230V228H151V231ZM65 232L66 230L62 231L60 230V234L63 233V237H65ZM80 233V232H79ZM8 234V235H7ZM209 234V233H208ZM40 237H43L41 235H39ZM38 236V237H39ZM212 236V235H211ZM62 237V238H63ZM68 237V236H67ZM208 237V236H206ZM192 238V237H191ZM69 239V238H68ZM26 240V239H25ZM75 240V239H74ZM191 240V239H190ZM24 241V240H23ZM205 241V240H204ZM226 241V240H225ZM80 242V241H79ZM87 242V241H86ZM191 242V241H190ZM197 242V241H196ZM206 242V241H205ZM224 242V241H222ZM81 243V242H80ZM225 243V242H224ZM226 244V243H225ZM202 244H200L201 246ZM205 245L203 247V250H206L208 249L209 250H215L217 247L220 246L219 243H206V244H203ZM202 245V246H203ZM222 245V244H221ZM131 246V245H130ZM133 246V245H132ZM196 246V244H195ZM116 248V247H115ZM73 249V247H72ZM81 249V248H80ZM132 249V248H131ZM197 249V248H196ZM31 250V249H30ZM120 250V248H119ZM117 250V251H119ZM126 250V248H125ZM133 250V249H132ZM203 251L202 249H197L196 251ZM40 251V250H39ZM78 252V248H75L74 251H71L73 253H70V254H67L66 251H65V259H71V258H78L80 260H85V255H80V254H77L75 255L74 252ZM116 251V252H117ZM128 251V250H127ZM195 251V250H194ZM207 251V252H208ZM212 251V253H213ZM111 252V251H110ZM109 252V253H110ZM122 252V251H120ZM193 252V251H191ZM206 252V251H205ZM206 252V253H207ZM80 253V252H79ZM124 253V252H123ZM189 253V252H188ZM118 254V253H117ZM201 254V253H200ZM210 254V253H209ZM208 254V255H209ZM24 255V254H23ZM116 255V254H115ZM195 255V254H194ZM193 255V256H194ZM207 255V256H208ZM113 256V255H112ZM117 256V255H116ZM119 256V255H118ZM191 256V255H190ZM255 257V255H253ZM27 257V256H26ZM115 257V256H113ZM121 257V256H120ZM215 257V256H214ZM28 258V257H27ZM131 258V257H130ZM24 259V258H23ZM32 259V258H31ZM56 259V258H55ZM54 259H52V262H56L57 264H61V263H64L63 262H59V261H56ZM63 259V258H62ZM25 261L27 259H24ZM23 260V261H24ZM40 262L42 263H39V264H49L50 263V260L49 261H45V258L43 257L42 259L39 258ZM47 260V259H46ZM58 260V259H57ZM113 260V259H112ZM122 260V259H121ZM29 261V260H28ZM104 261H105V257H101L100 259H98L97 261H92V264H104ZM118 261V260H117ZM5 263L7 261H4ZM49 262V263H48ZM97 262V263H96ZM100 262V263H99ZM150 263H152V261H149ZM22 263V262H21ZM32 261L29 262V264H31ZM37 263V264H38ZM147 263V262H146ZM257 261L254 260V261H250L248 264H256ZM2 264V263H0ZM23 264V263H22ZM25 264V262H24ZM139 264V263H138Z\"/></svg>",
	"mask_w": 264,
	"mask_h": 264
}]
</instances>
